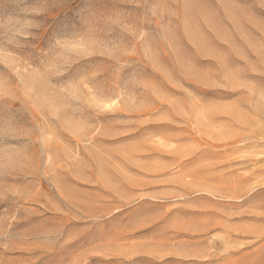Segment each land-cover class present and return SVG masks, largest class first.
<instances>
[{
    "label": "rangeland",
    "instance_id": "obj_1",
    "mask_svg": "<svg viewBox=\"0 0 264 264\" xmlns=\"http://www.w3.org/2000/svg\"><path fill=\"white\" fill-rule=\"evenodd\" d=\"M0 264H264V0H0Z\"/></svg>",
    "mask_w": 264,
    "mask_h": 264
}]
</instances>
